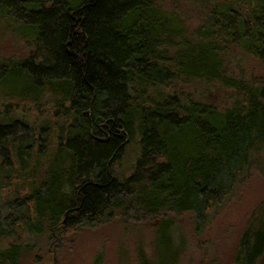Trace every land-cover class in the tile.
<instances>
[{
	"label": "trees",
	"instance_id": "1",
	"mask_svg": "<svg viewBox=\"0 0 264 264\" xmlns=\"http://www.w3.org/2000/svg\"><path fill=\"white\" fill-rule=\"evenodd\" d=\"M0 46V264L114 220L180 264L179 221L264 174V0H0ZM231 264H264V201Z\"/></svg>",
	"mask_w": 264,
	"mask_h": 264
},
{
	"label": "rangeland",
	"instance_id": "2",
	"mask_svg": "<svg viewBox=\"0 0 264 264\" xmlns=\"http://www.w3.org/2000/svg\"><path fill=\"white\" fill-rule=\"evenodd\" d=\"M235 66L239 67L235 75H239V71L248 77L262 74L260 64L252 60H240ZM210 98L217 101L219 96L212 94ZM263 201L264 174L255 173L203 234L195 235L193 226L184 219L180 220L188 240L180 264L209 261L231 264L235 246L250 215ZM153 225L146 221L139 224L114 220L97 228L82 230L73 236L60 254L56 253L58 247L53 244L41 246L42 258L45 259L41 264H137L140 250L152 259L155 244ZM22 264L36 263L31 256L23 259Z\"/></svg>",
	"mask_w": 264,
	"mask_h": 264
}]
</instances>
